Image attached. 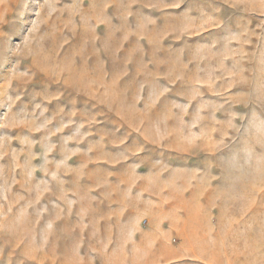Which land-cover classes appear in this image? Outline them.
<instances>
[{
  "label": "rangeland",
  "instance_id": "374dc122",
  "mask_svg": "<svg viewBox=\"0 0 264 264\" xmlns=\"http://www.w3.org/2000/svg\"><path fill=\"white\" fill-rule=\"evenodd\" d=\"M0 264H264V0H0Z\"/></svg>",
  "mask_w": 264,
  "mask_h": 264
}]
</instances>
